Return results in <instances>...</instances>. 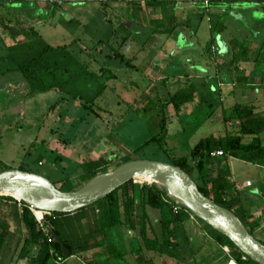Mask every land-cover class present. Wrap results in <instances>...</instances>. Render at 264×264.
<instances>
[{"label": "rangeland", "instance_id": "obj_1", "mask_svg": "<svg viewBox=\"0 0 264 264\" xmlns=\"http://www.w3.org/2000/svg\"><path fill=\"white\" fill-rule=\"evenodd\" d=\"M131 1L134 0L97 1L101 8L104 4H108V7L102 9V12H107V18L109 17L111 22H108V24L103 23L104 26H102L98 20H91L93 23L90 24L89 22L90 26L88 25L85 32L91 36H105L104 38H107L108 35L113 36L112 41L107 39L109 46L104 47L105 51L109 52L112 47L115 49L120 47L123 38L127 37L125 34L133 36L134 33L147 37L145 41L146 49L160 43L162 47L164 46V51H170L174 48L173 41L177 35L171 37L173 32L176 31L175 34H180V37H182L179 45L186 48L182 53L184 56L189 57V61L197 62L199 58L205 57L213 65V69L220 72L215 73V78H217L218 85L222 88V91H220L221 100L202 88L200 83H209L208 79L202 80V78L200 79L201 76L194 70L184 69L180 72L182 73L180 80L175 81L174 78H171L167 82L170 98H167L166 101L167 91H161L162 94H160L158 89H155L150 83L148 77H144L145 79L148 78L147 81L142 79L141 71L132 72L130 68L123 67V64L120 66L118 60H105L103 56H99L100 50L98 48L95 50L92 48L89 52L90 57L87 59V62L89 61V64L87 63L88 67H82L80 72H86L89 79H92L94 75L99 77L98 79L101 81V85L96 87V90L99 89L96 95L102 89L104 91L102 90L98 98L95 97L94 106L101 128L93 129L96 124V117L92 114L90 117H79L77 121L73 120V122L65 118L66 129L67 126H71L68 128L70 131L66 138H63L62 135L65 134L64 131L61 130L58 133L60 135H57L56 130H54L57 124L61 125L62 121L60 123L59 120H53L52 117H66V114L62 116V111L72 110L78 107L80 103L83 105V101H86V99H92L90 95L92 93L90 91L91 83L87 87L85 86L86 91H79L85 98L83 101L80 99L72 100L71 94L74 93L71 91L69 96L71 101L59 106L52 113L55 94L60 90L55 91L56 89L52 90V88L46 86V89L41 91L26 89L13 91V96L14 93L20 96L14 99L13 97L9 98L11 103H17L15 111H13L16 112L25 108V102L22 101L21 96L27 94V104L29 109L31 108V112L27 114H31L33 117H16L14 118L15 122L9 121V117L0 118L1 126L11 122V129L13 128L12 131H5L4 133L3 148L0 151V172L10 169L30 172L48 179L63 192H74L94 177L115 169L126 159L130 161L150 160L173 165H178L177 161L181 160L188 163L187 171L200 184V173L197 163L192 159L191 150L200 143L201 138L206 137L208 134H217L216 137L219 139L226 135L227 131L238 132L241 122L244 120L234 118L230 121L229 127L226 126L225 120L233 116V108L236 105L248 106L254 104L257 107L255 110L257 117H264V64L257 67V71L263 74L254 81V85H260V90L251 88L248 84H251L252 81L247 80L249 70L252 71L251 68L254 67L251 61L256 59L255 55L262 52L261 56L264 59V0H248L247 2L250 3L234 0V17H231L229 12H221L225 7L218 6L215 3L209 6L208 11H206L204 8V6H208L206 0H167L161 4L152 2V0H138L139 2L136 5L130 6L128 3H132ZM251 11H255L253 15H251ZM257 14L258 16L260 14V16L256 17ZM241 19L248 25H244L245 22L242 23ZM81 29L83 28L81 27ZM79 34L81 33L78 32L77 35ZM189 40L191 43H188ZM233 42L241 45L234 57ZM224 44L226 45V52L213 54L212 47L215 46L216 48L219 45L224 46ZM82 48L84 47L82 46ZM139 48V51L142 50V46ZM160 48L161 46L158 45L155 51H159ZM209 53L215 56L213 57ZM158 57H156V60L161 64L162 59L160 58L163 57V54ZM104 62H106V68L111 72L108 70V72H101V64ZM160 64L154 66L151 71L147 72V75L149 77L153 76L152 78L163 79L168 74L169 68ZM181 66L185 68L184 63ZM162 69H165V74L162 73ZM126 72L130 74L132 72V75L138 78L139 81L137 82L140 90L125 91L123 90L124 84L111 78L112 75L116 74L125 80L129 75ZM230 73H234L233 76ZM8 76L6 75V77ZM23 76L26 77L25 74ZM37 76L40 78L42 75ZM55 77L62 78L61 75L47 74L44 79L47 83H52ZM179 86L194 88L193 100L183 106L184 109L179 115L184 116L185 113H189V116L182 120L177 118L173 105H169L171 97L179 91ZM199 90L206 95L207 100L203 101L200 98ZM82 110L84 116L90 114L89 109L82 108ZM25 118L26 121H24ZM152 118L153 120H151ZM203 120H208L204 127L202 126ZM75 121L76 123H74ZM105 129L107 137L103 132ZM261 138L264 142V133ZM228 160L230 174L226 170H217L211 176L234 185L233 191L238 192L240 196L249 202L246 204L247 206L251 204L257 208V212L264 211V200L258 193L256 195L254 192L264 193V156L258 160L256 156L249 153L241 159ZM247 181H250L251 186L244 191L242 186ZM136 184L140 187L145 186L146 194L154 189L151 183L137 182ZM138 198V201L141 202L140 196ZM242 205L244 204L237 202L235 209L237 215L246 221L240 212ZM136 208L138 209V206ZM247 208H250V206ZM84 211L77 212V215H81L80 220ZM150 211L153 213L154 210L150 208ZM94 212H96L95 216L90 217L89 224L91 231H94L91 239L83 236V230L79 226V222L74 223L71 220H66L65 215L69 214H59L58 216L61 219L55 222L56 230L65 238L68 246L74 247L79 241L86 240L90 248L94 249L92 259H96L101 252L96 248L99 247L100 243H104L107 236V229L105 230L106 235L100 234L98 230L99 208H94ZM155 213L154 220L157 215ZM190 216L197 219L205 227L210 237L216 238L218 236L206 223L192 214ZM138 221L139 218L135 215L134 223L136 224ZM190 226L193 225L190 224ZM202 234L205 235V233ZM254 235L258 240L264 242V228H260V231H257ZM108 236L114 238L112 233ZM197 239L206 245L208 250L213 248L217 251V256L222 254L220 247H217V250L215 249V242L200 236H197ZM204 239L206 240L205 243ZM146 243L152 247L154 240H148ZM107 244L109 246V241ZM222 244H228L233 248L226 240ZM78 247H81V244ZM133 247L138 252L142 248L140 241H134ZM78 252L80 253L81 249ZM108 252L111 253L109 247ZM114 252L117 262L122 263L124 259H121L119 255L128 256L129 248L126 250L117 245ZM160 252L158 250L154 254L157 258L155 262L162 264ZM152 256L153 253L147 252V259L152 258ZM228 261L229 258L222 257V262L217 264H227ZM50 264H55V261L52 260ZM66 264L86 263L83 260L72 258ZM106 264L114 263L107 261Z\"/></svg>", "mask_w": 264, "mask_h": 264}, {"label": "crops", "instance_id": "obj_2", "mask_svg": "<svg viewBox=\"0 0 264 264\" xmlns=\"http://www.w3.org/2000/svg\"><path fill=\"white\" fill-rule=\"evenodd\" d=\"M131 2L132 3H128V5L134 6L139 1L134 0ZM105 7H108V4H104V6L101 8L97 1H80L65 4L60 7H55L41 4L36 0H0V118L9 117V121L15 122L14 118L16 117H33V115L31 114H27L31 112V108L29 109L27 104V94H25V96H21V98L23 99L22 101L25 102H22L24 103L25 108L22 110H17L16 112H14V109L17 103H11L9 101V98L13 97L14 99L15 97H20L15 93L13 96V91H17L19 89L32 90L34 88V84L27 81L26 77L23 76V72L20 71V66L28 59L38 57V55L44 52V50L48 51V48L54 50L57 48H63V50H61V52H48L51 59L50 65L51 67L54 66L52 70H45L44 63L42 62L38 65L34 74H40L42 76H40V78L37 76L38 81L35 86L36 88L48 86L49 88H52V90L56 89L55 91H58L60 89V83L62 84L70 80V75L72 72L78 71L82 67H88L87 65L89 64V61L87 62V59L90 57V50L92 48H94V50L98 48V50H100L98 53L100 57L103 56L105 60H118L120 62V66H122L123 64V67L130 68L132 72L141 71L143 76L142 79L147 81V79L149 78L150 83L154 86L155 89H158L160 94H162L161 91H167L165 97L166 101L170 98V92L168 90L169 86L167 82H169L171 78H174L173 80L175 81L180 80V76L182 75V73L180 72L184 69L189 71L194 70V72L201 76L200 79L202 78V80L208 79V81H210L209 83L204 81L203 82L205 84L200 83L202 88L205 91H208V93L219 97L221 100L220 91H222V88L218 85L219 81L217 80V78H215V73L220 72L218 70H214L213 67L210 66L211 64L208 59H205V57L199 58V61L197 62L189 61V57L184 56L182 53V49L185 46L181 47L179 45L180 39H182V37H180V34H178L177 39L173 41V50L164 51V46L162 47L160 43L146 49L147 47H145V41L147 40V37L145 35L134 33V35L131 36V34L124 33L127 37L125 39L123 38L120 47L118 49L112 47L109 52H106V49L104 47L109 46L107 44V39L112 41L113 36L108 35L107 38H104L105 36H91L90 34L88 35L85 32L86 28L89 25V22L90 24L93 23L91 22V20H98V22L100 23V25L102 24V26H104L103 23L108 24V22H111V19L109 17L107 18V12H102V9H105ZM81 27L84 30L81 29ZM107 27L109 26L107 25ZM78 32L81 33L79 34L80 36L77 35ZM175 33L177 32L174 31L171 38L175 36ZM188 42H190V40ZM139 45L142 46V50L140 51L138 50L140 49ZM158 45H160L161 48L159 51H155V48H157ZM82 46L84 48H82ZM160 54H163V57L160 58L162 59L161 64L169 68L168 74L165 75L163 79L152 78L153 76L149 77L147 75V72L151 71L154 66L160 64V62L156 60V57L160 56ZM261 54L263 53H257V55H255L256 59L254 61H251L254 67L251 68L252 71L249 70V77L247 78V80L252 81V83L248 85L255 90H260V85H254V81L259 79L263 74L257 71V67L264 64V59ZM58 57L70 59V61L68 60L67 64L65 65L68 70H60L58 68L56 60ZM183 63L185 64V68L181 66V64ZM101 66V72H111L108 68H106V62L102 63ZM209 66L211 67V69L209 68ZM132 72L131 74L126 72V74L129 75L125 80L116 74H114L115 76H113V79L124 84L123 90L125 91H130L132 89L140 90L139 83L137 82L139 80L137 77L132 75ZM85 73L86 72H84V74ZM162 73L165 74V69L162 71ZM10 74L13 76H8ZM47 74L61 75L62 78L55 77L52 83H47V81L44 79ZM233 74H231V76H233ZM6 75L8 77H6ZM144 77L148 78L145 79ZM89 83L92 84V79L84 76L83 80L78 83V86L85 89ZM194 85L196 86V84ZM57 87H59V89H57ZM91 87L92 86H90V88ZM182 89L187 88L179 86V90ZM200 98L203 101L207 100L206 95L201 91ZM72 100L79 99L72 98ZM70 101L71 97H69L67 93L63 91L56 92L54 102L52 104L53 110H51V113L53 111L55 112V110L59 106L67 104ZM169 105L172 106L171 102H169ZM82 108L83 105H81L80 103L78 107H75L72 110L70 109L68 111H62V116H65L66 114V117H52L53 120L57 119L60 121V123L62 121L61 125L57 124L54 129L56 130L57 135H60L58 133H60V131L62 130L65 132V134H62L64 136L63 138H66L68 136V133L70 131V129L68 128L71 126H67L66 129V123H64L65 118L70 120V122H73V120L77 121L79 117H90V115L84 116ZM180 113L176 114L175 111L176 116H178L177 118L181 120L189 116V113H185L184 116H179ZM97 116L98 115L95 113L94 117H96V124L93 129L101 128V125L97 120L99 117ZM26 120L27 119L25 118L24 121ZM151 120H153V118ZM208 120H203V127ZM76 121L74 123H76ZM11 122H8L3 126L0 125V151L1 148H3L2 141L5 131L8 132L13 130V128L11 129ZM226 126L229 127L230 123L226 124ZM103 132H105V137H107L106 129L103 130ZM216 135L208 134L206 137L203 136L201 140L209 138L213 141H217L219 139H217ZM261 146L264 147L263 141L261 142ZM261 157L262 156H258V160H260ZM241 158L243 157H218L215 159V161L218 162L217 170H226L230 174L228 159L238 160ZM249 182L250 181H247L246 184L242 186V189H244V191H246L247 188L251 186L247 184ZM240 202L244 204L242 205L244 208L241 206V211H243V214L245 215L246 222L250 226L258 225L259 227V229L255 231V233H257V231H260V228L263 229L264 211L257 212V208L251 204L249 205L250 208H247L249 206H247L246 204L249 202L246 201L242 196ZM139 207L140 205H138V209L136 208L135 211V215L139 218V221L135 224V226H119L115 229V239L117 245L122 246L126 250L129 248V255H125V257L123 258L124 262H122L121 264H159L155 262L157 261V258H155L154 255L158 250L161 251L160 253L162 255V264H217L219 262H222V257L229 258L227 264H238L232 256L233 249L230 246L219 242L217 238H212V236L210 237L207 234L205 227H203L202 224L197 221V219L191 216L187 221L179 225L176 229L175 241L178 244L177 250H174V248L172 247L170 248L171 251H167L166 253H164L161 249L162 244L164 243V235L161 226V212L151 208L152 210L159 212L155 213L153 211L152 213L150 211V207H146L144 210ZM24 210L25 206L23 205V202H20L19 200L11 196H0V239L3 240L0 245V264H18V258L25 245V242L31 239L29 228L24 223ZM95 213L96 212H94V208H88L84 211L81 220V215H77V213H72L65 216L66 220H71L74 223L79 222V226L83 230V236H91L93 234L92 232L94 231H91L89 225L90 217L95 216ZM154 213L155 215L157 214L155 216V220L153 218ZM54 219L58 222L61 217L55 216ZM191 221L192 223H190ZM190 224H192L193 226H190ZM143 225L145 226V232H143ZM99 232L100 234L106 235V233L101 230H99ZM202 233H205V235H203ZM197 236H200L202 238L205 237L206 239H210V241L215 242V249L217 247H220L222 250V254L217 256L218 253L217 251L213 250V248H211V250H208L206 245L202 244V242L197 239ZM137 240L140 241V245L142 247L139 251L137 250L138 252H136L133 247L134 241ZM148 240H154L157 245H153L152 247L149 246L148 243H146V241ZM107 242L100 243L99 247L96 248L101 251L99 255H97L96 259H92V256H94V254L92 255L94 249H91L90 245L88 244H81V247H78V250L81 249L80 253L77 250V254L57 264H66L72 258L80 261L83 260V262H85L86 264H106L107 261L113 262L108 252ZM205 242L206 240L204 239V243ZM226 247H230L232 249V252L227 253V251L225 250ZM39 250V247L33 248L32 254H37ZM147 252L153 253L152 258L147 259ZM22 264H35V262L34 260L30 259L28 261H24Z\"/></svg>", "mask_w": 264, "mask_h": 264}, {"label": "trees", "instance_id": "obj_3", "mask_svg": "<svg viewBox=\"0 0 264 264\" xmlns=\"http://www.w3.org/2000/svg\"><path fill=\"white\" fill-rule=\"evenodd\" d=\"M167 0H152V2H158V4L165 2ZM208 3V6H204L206 11H208L209 6L212 4H217L218 6L225 7L221 12H229L231 7L234 5V0H206ZM246 3L248 0H241ZM60 7V6H57ZM178 36V34H175ZM177 39V37L175 38ZM191 43V42H188ZM189 45V44H187ZM186 45V47H187ZM239 47H241L240 44L237 42H233L232 48L234 49V55L237 54ZM188 48V47H187ZM186 48L183 47L182 52ZM213 54L216 55V53H221V49L218 47L215 48L212 47ZM63 50V48H57V49H51L48 48V51L44 50V52L40 53L38 57L30 58L26 62H23L20 66V71L23 72L26 76V80L34 84V88L32 91H41L43 89H46V87H39L36 88V83L38 81L37 75L34 74L35 70L37 69L38 65L42 62L44 63V69L45 70H52L53 67L50 65V52H56ZM49 52V53H48ZM212 53H209V55H213ZM211 56V57H212ZM57 66L60 70L67 69L65 66L67 64V61L70 59L64 58V57H58L57 59ZM213 67V65H210ZM209 68L211 69V67ZM87 73L80 72V70L72 72L71 78L68 82L60 83V91H63L67 93L69 96L71 94V91H73L74 94H71V96L74 99H80L84 100L83 94H81L79 91H86V89H83L78 86V83L83 80V77L86 76ZM112 75L111 78H114ZM87 77V76H86ZM99 77H96L93 75L92 77V87L90 88V91L92 93L90 94L92 99L86 101H83V108L89 109V113L87 115H92L96 113L94 110L95 106V100L100 96L102 93L99 91L96 95L97 85L100 84ZM49 88V87H47ZM95 88V89H94ZM100 88V87H99ZM101 89V88H100ZM76 91V92H75ZM79 95V96H78ZM82 95V96H81ZM97 96V97H96ZM96 97V98H95ZM194 98V88L190 87L187 89L179 90L173 97H171V104L174 107V110L176 111V114H179L186 104H188L190 101H192ZM257 107H255L254 104L248 105V106H240L236 105L233 108L234 114L233 116L226 119V124L230 123V121L234 118H238L241 121V125L239 127V131L236 133H232L230 131H227V134L219 138L217 141H213L209 138L201 140L200 143L191 150L192 159L197 163V167L200 173V184H198L194 178L193 175L191 177L193 180L197 183L199 186V189L202 193H204L208 198H210L215 203L226 207L233 212L236 213L235 206L237 202H240L241 196L238 192H234V185L229 184L227 181H221L218 178H215L214 176H211L214 172L217 171V162L215 161V157H212V153L216 150H222L224 152V156H232L236 158H240V156H244L245 154L251 153L252 155L258 157V156H264V147L261 146L262 138L261 134L264 133V117H257V113L255 112ZM86 115V116H87ZM259 116V113H258ZM251 137V138H250ZM249 142H247V141ZM246 141V142H245ZM129 159H126L123 161L120 165L129 162ZM178 165L182 169L187 171V162L186 161H177ZM119 165V166H120ZM3 172V171H2ZM188 172V171H187ZM189 173V172H188ZM97 175V174H96ZM154 189L148 192V194L145 193L146 187H140V185L136 184L135 182H129L128 184L124 185L122 188L108 196L106 199L100 201L99 203L88 207V208H99L100 212L98 213V223H99V229L103 232L107 229V236L104 240V243L109 241V249H110V256L113 260V263H118L117 258L115 257V247L117 246V242L115 238V229L119 226H135L134 223V217H135V211L138 204L140 205L141 209H145L146 207H150L154 210H158L161 212V226L163 230L164 235V243L162 244V251L166 253L167 251H171L170 248H174V250H177V243L175 241L176 237V229L179 225L184 223L190 218V212L182 209L178 214L174 213V205L175 203H167L164 198H167L166 191L164 189H159L156 185H152ZM141 202H139V197ZM25 206L24 210V223L29 228V233L31 239L25 242V245L19 255L18 258V264H22L24 261H28L30 259L34 260L35 264H50L51 261H55L56 263H59L67 258H70L77 254L78 245L79 244H89L85 239V241H79L74 247L68 246L67 241L65 238H63L60 233L55 228V216H58L61 213H52V212H42L41 214V223H39L34 216L33 212L31 211L30 207L23 203ZM88 208L79 210L77 212L84 211ZM75 212V213H77ZM240 212L243 214V211L240 210ZM237 214V213H236ZM244 219L245 215L243 214ZM240 217V216H239ZM240 219L243 221V223L246 225L249 232L254 235L255 231L259 229L258 225L250 226L246 221H244L241 217ZM211 228V227H210ZM145 229V226L143 225V232ZM212 229V228H211ZM213 230V229H212ZM215 231V230H214ZM216 232V231H215ZM112 233V236L114 238H110L108 234L110 235ZM218 236L216 237L219 242H223L226 240L229 245L233 246V257L234 260L238 264H257L250 260L247 256L242 254L234 245L233 243L224 235L216 232ZM255 236V235H254ZM88 238H92L93 235L87 236ZM262 239V238H261ZM264 239V238H263ZM2 239H0V245L2 243ZM261 241V240H259ZM264 243L263 241H261ZM154 245L156 246L157 243L154 242ZM228 245V244H227ZM63 246L66 247V250L70 252V255H67L66 251L63 249ZM35 247H39V251L37 254L33 255L32 250ZM121 259H123L124 255H119ZM243 257H247V260H243Z\"/></svg>", "mask_w": 264, "mask_h": 264}, {"label": "water", "instance_id": "obj_4", "mask_svg": "<svg viewBox=\"0 0 264 264\" xmlns=\"http://www.w3.org/2000/svg\"><path fill=\"white\" fill-rule=\"evenodd\" d=\"M234 15L232 11L230 16ZM241 22L245 21L241 19ZM244 25L248 24L245 22ZM219 48L221 53L226 52L225 44ZM139 179L150 180L151 184L164 189L173 203L227 237L250 260L264 264V243L249 232L235 212L208 198L186 170L173 164L132 160L94 177L74 192H63L42 176L10 169L0 172V196L14 197L41 212L72 214L99 203ZM254 192L264 199V193ZM63 249L70 255L65 246Z\"/></svg>", "mask_w": 264, "mask_h": 264}, {"label": "built area", "instance_id": "obj_5", "mask_svg": "<svg viewBox=\"0 0 264 264\" xmlns=\"http://www.w3.org/2000/svg\"><path fill=\"white\" fill-rule=\"evenodd\" d=\"M37 2L47 5V6H62L65 4H69V3H75V2H80V1H89V2H96V1H101V0H36ZM225 154L222 150H218L212 153V157L218 158V157H223ZM248 185L250 186L251 183L249 182ZM164 200L167 203L172 204L173 202L167 197L164 198ZM21 202V201H20ZM31 211L33 212L34 216L36 217L37 221L39 223H41V211L35 210L33 208H30ZM182 210V208L180 206H178L177 204L174 205V213L178 214L180 211ZM225 250L227 251V253H231L232 249L230 247H226ZM243 260H247V257H243Z\"/></svg>", "mask_w": 264, "mask_h": 264}, {"label": "bare ground", "instance_id": "obj_6", "mask_svg": "<svg viewBox=\"0 0 264 264\" xmlns=\"http://www.w3.org/2000/svg\"><path fill=\"white\" fill-rule=\"evenodd\" d=\"M137 182H140V183H151V181L150 180H146V179H139V180H137Z\"/></svg>", "mask_w": 264, "mask_h": 264}, {"label": "flooded vegetation", "instance_id": "obj_7", "mask_svg": "<svg viewBox=\"0 0 264 264\" xmlns=\"http://www.w3.org/2000/svg\"><path fill=\"white\" fill-rule=\"evenodd\" d=\"M235 4L231 7V9L229 10V13H231L234 9H235ZM253 12H255V11H251V15H253ZM248 19V18H247Z\"/></svg>", "mask_w": 264, "mask_h": 264}]
</instances>
